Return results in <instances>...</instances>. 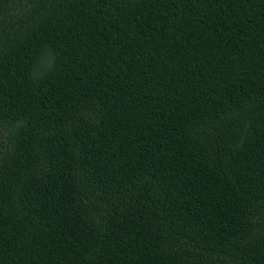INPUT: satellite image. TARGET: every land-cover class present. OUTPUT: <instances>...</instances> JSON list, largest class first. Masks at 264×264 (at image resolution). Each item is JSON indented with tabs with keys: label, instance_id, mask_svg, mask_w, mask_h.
I'll return each mask as SVG.
<instances>
[{
	"label": "trees",
	"instance_id": "trees-1",
	"mask_svg": "<svg viewBox=\"0 0 264 264\" xmlns=\"http://www.w3.org/2000/svg\"><path fill=\"white\" fill-rule=\"evenodd\" d=\"M0 264H264V0H0Z\"/></svg>",
	"mask_w": 264,
	"mask_h": 264
}]
</instances>
